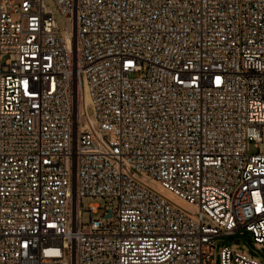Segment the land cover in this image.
I'll use <instances>...</instances> for the list:
<instances>
[{"label": "built area", "instance_id": "built-area-1", "mask_svg": "<svg viewBox=\"0 0 264 264\" xmlns=\"http://www.w3.org/2000/svg\"><path fill=\"white\" fill-rule=\"evenodd\" d=\"M53 1L70 32L0 0V264H214L240 230L264 249V0ZM86 197L117 212L82 227Z\"/></svg>", "mask_w": 264, "mask_h": 264}, {"label": "rangeland", "instance_id": "rangeland-1", "mask_svg": "<svg viewBox=\"0 0 264 264\" xmlns=\"http://www.w3.org/2000/svg\"><path fill=\"white\" fill-rule=\"evenodd\" d=\"M43 4L49 8L52 12L53 19L55 23L58 26V29L60 32L68 33L71 31V25L67 18L60 12L59 8L56 6L53 0H42ZM86 115L89 119H92V109L91 107L86 108ZM261 143L258 145H255L253 142H251L248 146L249 154H261L264 155V126L261 130ZM139 181L143 182L145 185L150 187L152 190L155 189V187L148 181H145L142 177L137 175L136 177ZM92 204H98L100 207V210L97 211L95 215H93L94 220H98L102 217V208L109 206L113 210L114 213L117 212V201L113 198H82L80 200V207H81V215H80V222L82 227H85L89 224L91 214L88 211L89 206ZM180 208H182L180 205H178ZM189 213H192L191 211H188ZM228 247L232 251L240 253L242 255H245L247 257H250L262 264H264V249L261 246L255 245L252 243L251 236L243 231H237L233 236H223V237H217L215 239V251L213 255V261L214 264H220V249L221 247Z\"/></svg>", "mask_w": 264, "mask_h": 264}, {"label": "bare ground", "instance_id": "bare-ground-1", "mask_svg": "<svg viewBox=\"0 0 264 264\" xmlns=\"http://www.w3.org/2000/svg\"><path fill=\"white\" fill-rule=\"evenodd\" d=\"M145 181H148L145 177H142ZM150 182L154 187L155 189H153L154 191H156L157 193H159L160 195H162L164 198L168 199L169 201H171L174 205L178 206L180 205L183 209V210H191V207L189 205H187L186 203H183L179 200H177L176 198H174V196H172L170 193L162 190L158 184L152 182V181H148ZM179 207V206H178Z\"/></svg>", "mask_w": 264, "mask_h": 264}, {"label": "water", "instance_id": "water-1", "mask_svg": "<svg viewBox=\"0 0 264 264\" xmlns=\"http://www.w3.org/2000/svg\"><path fill=\"white\" fill-rule=\"evenodd\" d=\"M108 216H110V214H108Z\"/></svg>", "mask_w": 264, "mask_h": 264}]
</instances>
